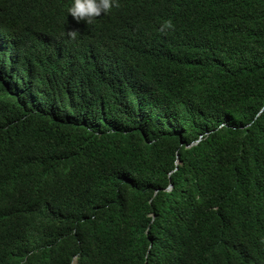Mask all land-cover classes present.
<instances>
[{
    "label": "trees",
    "instance_id": "1",
    "mask_svg": "<svg viewBox=\"0 0 264 264\" xmlns=\"http://www.w3.org/2000/svg\"><path fill=\"white\" fill-rule=\"evenodd\" d=\"M36 3L72 0H0V264H264V0H116L61 61Z\"/></svg>",
    "mask_w": 264,
    "mask_h": 264
},
{
    "label": "clouds",
    "instance_id": "2",
    "mask_svg": "<svg viewBox=\"0 0 264 264\" xmlns=\"http://www.w3.org/2000/svg\"><path fill=\"white\" fill-rule=\"evenodd\" d=\"M10 4L14 7H20L18 4ZM44 4L40 5L36 3L38 7L47 12V14L45 13L46 16H52L53 22L51 24V28L48 31H41L35 28H30L26 31H31L32 33L42 35L41 40L51 44L50 49L53 50L52 52L55 59L60 61L65 57L66 54H72L73 56L78 57L81 55L90 56L96 52L97 45L99 43H94L93 37L90 40L93 44H87L82 41H74L72 44H70V41L67 39V35L70 39L75 40L77 38L78 31L80 30H67L69 19H71V21L76 25H85L87 23H91L93 19L101 16L102 13L107 14L113 7L118 6L116 0H72V4L67 10V13L63 11L52 15L54 6H48L46 8ZM22 11L29 12L28 9ZM3 13L4 8L1 10L0 15ZM83 21L86 23H83ZM163 27L171 28L172 24L169 21ZM50 30L54 31L50 32ZM161 30H163V28ZM87 35L88 34L85 36ZM9 39V37L0 34V57H9L12 54L13 47L11 42L8 41ZM102 47H105L109 50L110 57H118L120 55L118 52L119 49L117 42L110 36L108 38L106 36L103 38Z\"/></svg>",
    "mask_w": 264,
    "mask_h": 264
}]
</instances>
